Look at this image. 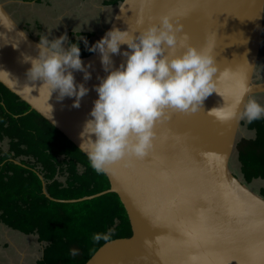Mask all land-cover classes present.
<instances>
[{"label":"water","instance_id":"obj_1","mask_svg":"<svg viewBox=\"0 0 264 264\" xmlns=\"http://www.w3.org/2000/svg\"><path fill=\"white\" fill-rule=\"evenodd\" d=\"M167 3L118 2L102 36L112 28L133 35L142 32L167 13ZM196 3L197 11L177 35L186 33L187 44L210 51L217 66L212 82L215 92L204 100L200 111H169L167 119L154 125L150 163L132 166L126 160L113 162L104 172L108 190L64 201L79 202L114 193L130 221L131 237L105 242L85 264H264V198L243 184L229 165L231 155L238 156L236 145L242 139L238 133L243 104L264 92V82H254L264 0ZM37 43L0 1V83L79 149L80 132L97 98L93 86L99 83L97 77L107 73L98 53L80 57L84 64H91L87 81L83 73L73 72L74 81L89 89L80 106H71L74 97L58 101L55 92L48 99V89L41 81L26 79L30 63L24 57L36 56ZM121 50H127L126 46ZM179 51L182 49L178 48L177 54ZM111 59L115 68L125 58L114 55ZM238 81L246 91L237 106L234 97ZM215 107L235 110L237 116L218 121L207 113ZM43 193L49 197L44 184Z\"/></svg>","mask_w":264,"mask_h":264},{"label":"clouds","instance_id":"obj_2","mask_svg":"<svg viewBox=\"0 0 264 264\" xmlns=\"http://www.w3.org/2000/svg\"><path fill=\"white\" fill-rule=\"evenodd\" d=\"M182 31L181 23L161 15L157 23L136 35L112 28L91 46L80 34L74 35L77 41H83L88 52L99 54L101 67L107 73L103 78L97 77L99 83L93 86L97 98L80 132L79 149L97 173L107 172L113 162L126 160L130 164L133 158L145 157L152 149L153 128L158 121L167 119L169 111L185 114L200 111L204 100L215 92L212 82L217 66L213 56L209 50L187 44L186 33L178 39L177 34ZM66 41V34L51 40L40 35L36 56L24 57L30 63L26 79L41 81L48 89V99L53 92L58 101L74 97L71 106L78 108L89 89L74 81L73 72L83 73V80L87 81L91 78L88 71L91 64L82 62L77 42L65 46ZM122 45L127 50L122 51ZM178 48L182 49L179 54ZM114 55L125 58L115 68L111 59ZM245 91L242 81H238L235 105L242 103ZM207 113L218 121L237 116L235 110L225 111L223 107ZM262 115L264 106L254 99L247 100L239 113L249 122ZM242 183L249 185L244 180ZM91 239L94 243L109 241L111 231L94 233Z\"/></svg>","mask_w":264,"mask_h":264},{"label":"trees","instance_id":"obj_3","mask_svg":"<svg viewBox=\"0 0 264 264\" xmlns=\"http://www.w3.org/2000/svg\"><path fill=\"white\" fill-rule=\"evenodd\" d=\"M247 129L254 130V138L240 139L236 150L240 174L249 184L264 180V119L248 121ZM5 139L7 151L1 149ZM109 187L105 173L94 171L82 151L0 83V224L25 236L37 235L44 245L36 264H85L107 242L94 243V233L111 231L110 240L132 236L116 194L64 202ZM118 227L120 236H112Z\"/></svg>","mask_w":264,"mask_h":264},{"label":"crops","instance_id":"obj_4","mask_svg":"<svg viewBox=\"0 0 264 264\" xmlns=\"http://www.w3.org/2000/svg\"><path fill=\"white\" fill-rule=\"evenodd\" d=\"M0 1L14 21L36 41H38L40 35H47L48 39L51 40L59 37L61 34H66L67 41L65 42V46L69 42H77L80 47V57L87 56L85 55L87 50L83 46V41H77L74 35L80 34L88 41V45L91 46L92 43L101 38L107 28L113 15L112 7L114 6L110 4L111 0ZM70 35H73V37L70 38ZM254 82H264V21L255 64ZM250 99H254L264 106V92L254 94ZM261 117L263 118L264 115ZM247 122L248 120L243 118L240 128L245 126L246 131H253L254 133V130L247 129ZM261 181L263 180L256 179L251 182L257 186ZM249 188L253 190L252 187ZM261 189H264V185L258 187V190ZM17 233L19 234V232Z\"/></svg>","mask_w":264,"mask_h":264},{"label":"rangeland","instance_id":"obj_5","mask_svg":"<svg viewBox=\"0 0 264 264\" xmlns=\"http://www.w3.org/2000/svg\"><path fill=\"white\" fill-rule=\"evenodd\" d=\"M72 37L73 35H70V38ZM242 137L248 139L254 138V133L253 131H246L245 126H242L239 129L238 138L240 139ZM1 149L3 151H7L8 146L6 139L2 142ZM229 165L231 171L238 178L242 179L239 171L240 165L237 161L235 153L231 155ZM260 185H264V180L261 181L257 186L250 182L248 187H252L253 191L257 195L264 197V193L261 194V190H258ZM117 217H119V215H116L114 220L116 223ZM73 229L76 230L77 228L73 227ZM119 231L120 229L118 227L117 231L113 233L112 236H120L118 234ZM43 245V243H38L37 235L25 236L21 233L18 234L16 231H12L11 229H8L0 224V264H36V262L42 257Z\"/></svg>","mask_w":264,"mask_h":264},{"label":"snow or ice","instance_id":"obj_6","mask_svg":"<svg viewBox=\"0 0 264 264\" xmlns=\"http://www.w3.org/2000/svg\"><path fill=\"white\" fill-rule=\"evenodd\" d=\"M168 9L167 13L164 15H168L173 19V22H183L182 25H185V22L193 15L195 11L198 9V4L196 0H168L166 4ZM183 34H180L181 36ZM178 36V37H179ZM153 153L150 151L145 157L142 159H133L130 161L132 166L143 165L151 162Z\"/></svg>","mask_w":264,"mask_h":264}]
</instances>
